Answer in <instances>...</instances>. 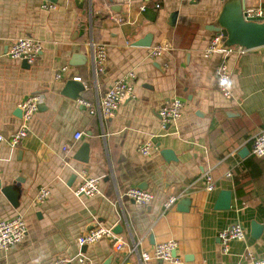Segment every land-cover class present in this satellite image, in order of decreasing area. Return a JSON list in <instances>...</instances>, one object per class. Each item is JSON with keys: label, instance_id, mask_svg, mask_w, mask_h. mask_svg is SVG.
Listing matches in <instances>:
<instances>
[{"label": "crops", "instance_id": "0c3cea01", "mask_svg": "<svg viewBox=\"0 0 264 264\" xmlns=\"http://www.w3.org/2000/svg\"><path fill=\"white\" fill-rule=\"evenodd\" d=\"M46 1L0 0V132L10 137L18 129L19 104L29 94L44 95L28 135L16 147L0 143V219L22 213L28 225L22 242L0 248V264H85L81 256L92 264H238L248 250L263 259L264 157L253 155L252 142L264 129V46L204 56L218 35L212 24L222 0H80L82 6L57 0L52 10ZM246 8L264 15V0H246ZM147 34L151 46L134 45ZM24 36L43 45L31 64L8 54L12 41ZM91 43L107 48L103 72L95 68ZM156 44L167 49L150 57ZM76 55L83 56L79 63ZM221 63L231 72V97L216 78ZM129 71L136 74L134 95L112 118L62 92L67 80L79 79L85 85L80 99L96 104ZM175 97L184 102L182 117L163 130L159 107ZM76 131L84 138L75 141ZM85 142L86 162L80 154ZM146 142L153 145L149 155L139 151ZM83 170L101 178L100 194L74 193ZM207 172L215 182L212 191L205 187ZM6 186L16 191L17 205L3 192ZM43 186L50 195L39 205L34 198ZM132 186L155 198L148 205L120 198ZM222 190L232 192L230 209H215ZM170 195L180 198L165 209ZM187 196L191 206L182 211L178 203ZM254 221L262 225L259 237L253 235ZM235 222L244 226L245 239L231 241L224 251L218 234ZM97 224L112 227L126 247L117 250L106 237L80 247L78 236ZM168 240L177 242L179 262L141 259V252Z\"/></svg>", "mask_w": 264, "mask_h": 264}, {"label": "built area", "instance_id": "2783aa9c", "mask_svg": "<svg viewBox=\"0 0 264 264\" xmlns=\"http://www.w3.org/2000/svg\"><path fill=\"white\" fill-rule=\"evenodd\" d=\"M180 1H194V0H180ZM44 7L48 10L55 9L57 5L53 2L46 1ZM246 17L262 16L263 11L260 8H246ZM112 19L117 24L123 23V17L118 14H112ZM94 52L95 68L98 72H103L107 62V48L103 43H91ZM43 45L40 40L33 37L24 36L19 37L12 41L8 49V54L11 58L26 60L29 64L33 63L36 57L41 53ZM167 49L166 46L161 44L153 45L149 51L150 57H157L164 53ZM246 50L240 46H231L228 48L223 47V36L221 34L215 35L210 41L208 47L205 49L204 56L210 57L213 53H223L225 55L232 52L239 54L244 53ZM67 66L57 71L56 78L61 76V72L66 70ZM216 78L219 83L221 92L227 97H231V91L229 88L231 80V72L229 71L225 63H221L216 68ZM136 77L134 71H129L120 78H117L107 88L105 93L98 100V103H93L87 99H80L79 103L89 108L92 113H99L107 118L114 117L120 105L126 99L131 98L134 95L133 80ZM44 100V95L41 93L29 94L20 104L21 120L18 129L10 136L6 137L0 132V143L7 142L12 147H16L29 133V127L31 120L35 113L39 110V106ZM184 102L181 98L175 97L168 99L162 103L159 107L158 114L160 117V125L163 130H166L170 125L176 123L182 117V111ZM84 138L82 131H76L74 133V140H81ZM153 145L151 142H146L139 147V151L144 155H149ZM63 153L66 159L70 157L71 147L66 145L63 148ZM252 153L257 157H264V129L259 130L253 137ZM2 169L0 166V176ZM227 176H231V173H227ZM81 182L74 188V193L78 196L84 195L92 197L101 193L100 190V177L89 175L86 171L80 173ZM203 179L205 187L208 191H212L215 188V182L210 172L204 173ZM50 195L48 187L43 186L34 198L36 204H43ZM126 196L134 200L137 204L148 205L155 198L153 192L142 189L140 187L132 186L128 187L120 195V198ZM179 195H170L163 202L165 209H169L176 205ZM28 233V225L25 216L22 213H17L14 216L6 219H0V248L9 249L26 237ZM220 242L224 251H228L230 243L233 240H243L246 236L244 226L240 222H235L225 229L221 230L218 234ZM106 237L112 240L117 250H123L126 247V241L123 236L116 234L112 227H105L101 224H97L92 229L80 234L77 238L78 245L83 247L84 245H90L97 242L99 239ZM177 242L175 240H168L156 244L152 251L141 252V259L149 261L151 259H160L163 261L179 262L180 259L173 255L176 250ZM137 251L136 246L129 250L130 253ZM79 261L85 264H92L84 257H80ZM121 264H127L122 262ZM238 264H264V258H256L252 251L248 250L246 254V260L239 262Z\"/></svg>", "mask_w": 264, "mask_h": 264}, {"label": "water", "instance_id": "95a60500", "mask_svg": "<svg viewBox=\"0 0 264 264\" xmlns=\"http://www.w3.org/2000/svg\"><path fill=\"white\" fill-rule=\"evenodd\" d=\"M51 2H56L57 0H49ZM77 4L82 6L83 2L76 0ZM112 1V0H111ZM246 0H222V6L219 13L216 16L214 23L212 24L213 30L218 34L223 36V47L228 48L231 46H240L245 50H251L264 46V15L263 16H251L246 17ZM177 12H174L171 19L174 20ZM152 35L147 34L145 37L138 39L134 42L135 46H151ZM77 62H80L79 55L75 56ZM24 63H28L23 60ZM85 89L84 83L79 79H69L66 81L63 88V94L70 96L74 99L81 97V92ZM42 105L39 106V109ZM21 114V109L19 110ZM247 150V149H246ZM88 143H84L80 149V154H83L81 159L83 161L89 160ZM165 158L174 157L171 150H164L162 152ZM3 192L9 197L14 205H17L15 201L17 200L16 191L11 186H6L3 188ZM18 194V193H17ZM231 198L232 192L229 190H222L218 196L215 204V209H230L231 208ZM178 206L182 211H188L191 206V198H182ZM253 235L259 237L262 232V225L256 221L252 222ZM118 230L115 228V231ZM173 255L176 256V250H174Z\"/></svg>", "mask_w": 264, "mask_h": 264}]
</instances>
